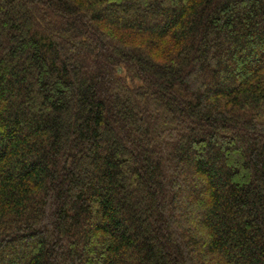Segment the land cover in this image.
<instances>
[{
  "label": "trees",
  "instance_id": "1",
  "mask_svg": "<svg viewBox=\"0 0 264 264\" xmlns=\"http://www.w3.org/2000/svg\"><path fill=\"white\" fill-rule=\"evenodd\" d=\"M0 264H264V0H0Z\"/></svg>",
  "mask_w": 264,
  "mask_h": 264
}]
</instances>
